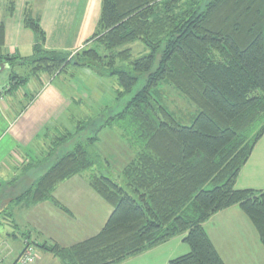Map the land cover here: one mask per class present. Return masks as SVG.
<instances>
[{
    "label": "trees",
    "instance_id": "obj_1",
    "mask_svg": "<svg viewBox=\"0 0 264 264\" xmlns=\"http://www.w3.org/2000/svg\"><path fill=\"white\" fill-rule=\"evenodd\" d=\"M25 25L37 43L25 61L28 74L10 76L13 88L32 77L54 79L69 68H85L116 80V102L129 96L119 112L103 108L101 117L107 116L98 127L96 120L77 122L76 132H91L77 142L64 131L54 136L56 154L45 157L50 166L10 199L48 200L60 183L87 174L89 187L112 208L105 226L69 248L27 242L61 264H120L183 236L189 251L168 264H223L202 224L237 205L264 248V191L234 187L264 134V0H101L93 45L72 56L43 48L38 21L26 19ZM3 39L0 27V47ZM134 41L148 54L131 60L130 49L116 51ZM21 62L0 55V64ZM162 83L197 110L190 126L153 103L152 92ZM114 123L136 152L117 180L92 174L100 161L95 150L89 153L98 133Z\"/></svg>",
    "mask_w": 264,
    "mask_h": 264
},
{
    "label": "crops",
    "instance_id": "obj_2",
    "mask_svg": "<svg viewBox=\"0 0 264 264\" xmlns=\"http://www.w3.org/2000/svg\"><path fill=\"white\" fill-rule=\"evenodd\" d=\"M100 12L101 0H10V5L7 0H0V27L4 31L0 55L22 61L12 66L0 64V70L8 73V87L5 85L6 90L3 86L0 89L11 97V100L5 101L2 96L3 101H0V119L9 125L0 142L1 138L8 137L6 140L11 144L6 145L13 148L8 155L20 149L21 154L17 158L12 157L15 163L20 162V158L33 159L30 152L45 145L56 128H68L63 126L68 123L63 120H67L71 112H78L76 105H72L74 98L90 103L93 98L89 84H76L75 78L70 81L69 77L62 79L64 74L51 81L44 75L32 77L25 84L13 88L10 76L25 77L28 74L30 68L25 61L34 56V45L37 43L36 35L26 27L25 20L38 21L45 35V50L74 54L83 47L93 45L90 39L96 31ZM90 76L86 81L100 80L94 73ZM63 81L69 83L63 85ZM96 98L99 99V96ZM112 128H104L112 136L110 146L106 148L104 143L100 153L95 152L102 163L108 160L116 163V176L135 158L136 152L121 132ZM36 170L34 167L33 172L37 173ZM34 173L29 176L30 179L35 177ZM86 176L79 174L60 183L48 200L12 204L9 218L14 232L0 235V264H15L26 240L38 247L56 245L69 248L96 236L102 230L112 208L89 187ZM234 187L237 190L264 191V134L241 168ZM202 227L225 264L230 262L224 254L234 252L230 245L236 238H244L250 241L253 249L263 251L256 230L237 205L217 212ZM184 244L183 236L174 237L120 264H168L170 260L188 252ZM38 247L34 264H61L51 253Z\"/></svg>",
    "mask_w": 264,
    "mask_h": 264
},
{
    "label": "rangeland",
    "instance_id": "obj_3",
    "mask_svg": "<svg viewBox=\"0 0 264 264\" xmlns=\"http://www.w3.org/2000/svg\"><path fill=\"white\" fill-rule=\"evenodd\" d=\"M126 49H130V55L131 60L137 59L139 57H142L146 54H148L149 50L145 47V45L140 41H134L131 43H127L125 45H122L116 49V51H123ZM71 56L73 54H70ZM125 65V64H124ZM13 72L18 73L17 70H14ZM93 73L92 70H88L85 68H69L66 72L62 73V79L72 75L73 78H75V83L79 85H88V87L93 92V98L91 103L84 99H73L72 104L73 106L76 105L78 112H71L69 115H67V120H63V122H68L66 124H63V126H68V128H64L61 126L59 128H56L58 132H55L50 138V140L45 143V145H42L38 147L35 150H32L30 153L33 156V159H27L26 158H20V162L13 160L12 157L17 158L18 154H21L20 149H17V151L11 152V155H8V151L12 148L6 145L11 144L8 143L6 140L8 137H5L4 139L1 138L0 142V212H2V215L0 218H2L0 226V235L5 234L6 232H14V230L11 228V220L9 218V211L13 204V202L10 201V199L19 196V193L28 187L30 184L33 183V181L40 176V170H45L50 166L52 162L44 159V156L46 157V154L51 153L52 156L56 154V151L52 153L53 148L56 147L53 143L54 136H65L70 135L68 133H71V135L74 136V140L77 142L78 140L82 139L86 134H91L90 127H86L85 129H82L81 131L76 132V126H79L77 122H86L88 120H96L97 123L95 127L99 126V124L102 123L104 118H106V114H103L101 117V113L103 111V106L110 103L109 106H112L113 110L112 113L119 112L122 110L123 106L126 104V102L129 99V96H124L121 99L118 100V102L115 101L116 98V89L117 83L114 78H104L100 77L98 82H91L86 81L87 77H90V74ZM93 75V74H92ZM46 77V76H45ZM8 78V73L6 71L0 70V87H2L4 90H6L5 85L6 80ZM48 78V77H46ZM73 78L68 79L69 81ZM49 81L53 80L51 78H48ZM69 81H63L64 84H68ZM92 85H94L92 87ZM140 86V85H138ZM137 86V87H138ZM8 87V85H6ZM135 87V89L137 88ZM94 88V89H93ZM8 92V91H7ZM89 92V91H87ZM3 100L8 101L11 100V97L8 95V93L2 94ZM96 96H99V99L96 98ZM152 98L153 103H157L160 106H162L164 109H166L171 116L176 120V122L182 126H190L197 115V110L181 95L179 94L171 85L162 83L159 85L153 92H152ZM2 100V101H3ZM117 103V105H115ZM95 104V105H94ZM96 104H98L100 107H98ZM111 113V114H112ZM100 114V115H99ZM101 117V118H100ZM6 118V117H5ZM93 118V119H92ZM112 125L114 128L118 131L117 126ZM118 125V124H117ZM8 124L4 122L2 119H0V137L2 134L7 130ZM92 128V127H91ZM89 130V131H88ZM64 131V133L61 134V132ZM110 134V131L108 129H102L98 133V139H100V142H96L94 145H92L91 148H89V153L93 152L94 150L98 153H100L102 149V145L104 143L105 147L108 148L110 146V139L112 136L108 135ZM84 135V136H83ZM74 140L72 142H74ZM72 142H69L67 145L68 147L65 149H68L69 146L71 148ZM69 148V149H70ZM13 149V148H12ZM14 149V150H15ZM92 149V151H91ZM94 151V152H95ZM13 153V154H12ZM91 156L93 154L91 153ZM104 158V156H102ZM54 158V157H52ZM97 160V159H96ZM100 161V160H99ZM102 159L99 163H97L95 168H93L92 174L95 173V171L98 172L100 175H105L108 178L115 179V171L116 169V163L108 160L107 162L103 161ZM34 167L37 173H34ZM97 169V170H96ZM36 174L35 177L29 178L30 175ZM27 184V185H26ZM26 186V187H25ZM255 229V228H254ZM12 239L10 238V241ZM184 247H186V251H189V247L184 244ZM263 247V246H262ZM230 248L234 249V252L229 251L228 255L224 254L225 257H227V260L230 262L229 264H264V248L260 252L256 249H253L254 246L250 243V241H245L241 239H235V241H231ZM239 252V254H238ZM262 252V253H261ZM223 262V261H222ZM223 264H225L223 262Z\"/></svg>",
    "mask_w": 264,
    "mask_h": 264
},
{
    "label": "built area",
    "instance_id": "obj_4",
    "mask_svg": "<svg viewBox=\"0 0 264 264\" xmlns=\"http://www.w3.org/2000/svg\"><path fill=\"white\" fill-rule=\"evenodd\" d=\"M2 90L0 89V101H2ZM37 257V249L35 245L24 241L23 249L17 257L15 264H34Z\"/></svg>",
    "mask_w": 264,
    "mask_h": 264
}]
</instances>
